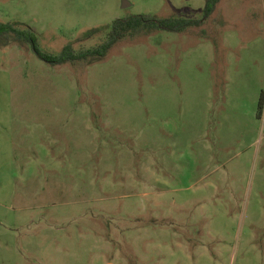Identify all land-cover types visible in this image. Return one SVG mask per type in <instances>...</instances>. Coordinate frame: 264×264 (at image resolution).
Masks as SVG:
<instances>
[{
  "label": "rangeland",
  "instance_id": "obj_1",
  "mask_svg": "<svg viewBox=\"0 0 264 264\" xmlns=\"http://www.w3.org/2000/svg\"><path fill=\"white\" fill-rule=\"evenodd\" d=\"M127 1L0 0V22L57 55L207 2ZM0 264H264V0L73 65L0 40Z\"/></svg>",
  "mask_w": 264,
  "mask_h": 264
},
{
  "label": "trees",
  "instance_id": "obj_2",
  "mask_svg": "<svg viewBox=\"0 0 264 264\" xmlns=\"http://www.w3.org/2000/svg\"><path fill=\"white\" fill-rule=\"evenodd\" d=\"M220 2L221 0H207L202 19L160 18L155 15H134L118 19L108 28L105 41L88 50L77 51L73 45H67L60 54L45 53L40 49L37 34L32 28L13 23L0 22V40L31 45L38 58L53 67L73 65L106 58L110 51L127 37L151 36L157 32L180 34L191 28H199L214 14ZM260 109H263L262 102Z\"/></svg>",
  "mask_w": 264,
  "mask_h": 264
},
{
  "label": "water",
  "instance_id": "obj_3",
  "mask_svg": "<svg viewBox=\"0 0 264 264\" xmlns=\"http://www.w3.org/2000/svg\"><path fill=\"white\" fill-rule=\"evenodd\" d=\"M128 6H129L128 1H127V0H124V5H123V7L126 8V7H128Z\"/></svg>",
  "mask_w": 264,
  "mask_h": 264
}]
</instances>
